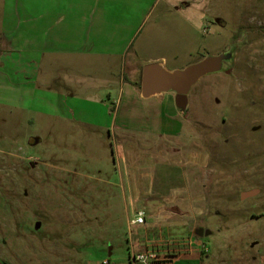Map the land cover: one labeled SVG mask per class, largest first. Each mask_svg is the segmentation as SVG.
Returning <instances> with one entry per match:
<instances>
[{
	"label": "rangeland",
	"instance_id": "1",
	"mask_svg": "<svg viewBox=\"0 0 264 264\" xmlns=\"http://www.w3.org/2000/svg\"><path fill=\"white\" fill-rule=\"evenodd\" d=\"M130 15L125 53L57 61L97 85L85 105L0 99V264H264V0H145ZM231 47L182 114L172 92L128 96L159 57L183 69Z\"/></svg>",
	"mask_w": 264,
	"mask_h": 264
},
{
	"label": "crops",
	"instance_id": "2",
	"mask_svg": "<svg viewBox=\"0 0 264 264\" xmlns=\"http://www.w3.org/2000/svg\"><path fill=\"white\" fill-rule=\"evenodd\" d=\"M143 2L145 0H0V99L3 104L17 105L14 103L18 98L28 102L27 106L38 104L39 100L52 106V100L57 97L63 106L85 105L87 92L97 85L91 82L88 86L86 76L57 61L113 58L125 53L135 26L131 25L130 12L140 9ZM157 59L164 67L168 65L166 57ZM127 81L128 96L142 99L134 80ZM122 82H126L125 77ZM103 83L109 90L113 80ZM40 89L45 95L38 96ZM164 94L152 97L163 103ZM115 127L112 130L115 131Z\"/></svg>",
	"mask_w": 264,
	"mask_h": 264
},
{
	"label": "water",
	"instance_id": "3",
	"mask_svg": "<svg viewBox=\"0 0 264 264\" xmlns=\"http://www.w3.org/2000/svg\"><path fill=\"white\" fill-rule=\"evenodd\" d=\"M233 47L218 55H208L201 61L183 69L169 70L161 62L147 64L142 71L141 96L150 98L154 95L172 92L177 109L185 112L189 104V94L195 84L208 74L219 72L234 60ZM257 190L247 191L242 197L253 196Z\"/></svg>",
	"mask_w": 264,
	"mask_h": 264
},
{
	"label": "built area",
	"instance_id": "4",
	"mask_svg": "<svg viewBox=\"0 0 264 264\" xmlns=\"http://www.w3.org/2000/svg\"><path fill=\"white\" fill-rule=\"evenodd\" d=\"M144 222H145L144 212H137L135 215V218H133L130 221V224L131 225L143 224ZM151 257L153 258L154 256L151 255ZM135 259L140 260V261H145V255H137ZM105 264H108V261H105Z\"/></svg>",
	"mask_w": 264,
	"mask_h": 264
},
{
	"label": "trees",
	"instance_id": "5",
	"mask_svg": "<svg viewBox=\"0 0 264 264\" xmlns=\"http://www.w3.org/2000/svg\"><path fill=\"white\" fill-rule=\"evenodd\" d=\"M135 84H136V85H140V86H141V83H139V84H138V83H135Z\"/></svg>",
	"mask_w": 264,
	"mask_h": 264
}]
</instances>
